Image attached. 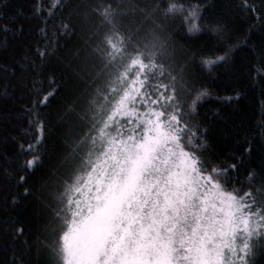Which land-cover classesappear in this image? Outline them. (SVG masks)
I'll list each match as a JSON object with an SVG mask.
<instances>
[{
  "label": "snow or ice",
  "instance_id": "snow-or-ice-1",
  "mask_svg": "<svg viewBox=\"0 0 264 264\" xmlns=\"http://www.w3.org/2000/svg\"><path fill=\"white\" fill-rule=\"evenodd\" d=\"M227 7L34 0L41 26L23 71L2 69L12 75L5 95L24 99L26 117L12 137L15 155L0 157V207L23 204L24 213L0 228L16 242L8 264L264 259V145L257 157L247 136L226 129L217 139L220 111H200L221 66L264 79V0ZM237 16L247 23L243 33ZM10 30L0 23V33ZM230 91L214 98L242 95L235 85Z\"/></svg>",
  "mask_w": 264,
  "mask_h": 264
},
{
  "label": "trees",
  "instance_id": "trees-1",
  "mask_svg": "<svg viewBox=\"0 0 264 264\" xmlns=\"http://www.w3.org/2000/svg\"><path fill=\"white\" fill-rule=\"evenodd\" d=\"M213 3L219 10L228 11L227 6L232 3V0H213ZM33 8L34 0H0V15L4 16L0 23L7 22L11 29L7 34L0 33V157L6 155L11 158L15 155L16 144L12 137L19 138L20 129L26 125V117L21 107L24 99H9L5 95V91L12 92L13 89L11 87L5 89L3 81L12 79V75L9 73L5 76L2 69L5 65H14L19 70L17 75L23 71L24 50L34 43L37 35L36 30L41 26L40 19L34 14ZM234 23L240 33L246 31L245 20L237 16ZM261 38L260 32L252 34V42L258 44ZM202 41V37L184 36L185 43L195 45ZM241 71L242 69L238 65L232 69L221 66L217 70L216 76L212 78L213 86L217 91L213 92V98L207 99L202 104L200 111L211 117L214 115L213 110L218 109L220 116L216 117L214 121L213 136L221 139L223 131L226 129L232 133L247 136L255 147L253 155L258 157L261 146L264 145V79L249 81L239 75ZM234 85L242 91V95L238 99L225 102L214 98L232 95L230 89ZM4 114H7L11 119H3ZM11 128H15L17 131H10ZM6 133L7 140H5ZM40 171L37 169L35 175H39ZM0 180H2V176H0ZM22 208L23 204L17 205L15 208L0 207V228L5 226V221H11L18 215L22 218L24 215L21 212ZM15 243L10 235H0V260L4 264H8L12 256L10 248ZM258 264H264V259H258Z\"/></svg>",
  "mask_w": 264,
  "mask_h": 264
}]
</instances>
